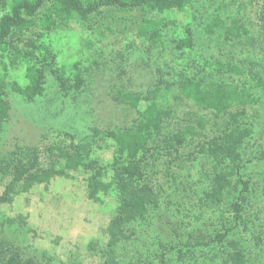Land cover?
I'll list each match as a JSON object with an SVG mask.
<instances>
[{
    "label": "rangeland",
    "instance_id": "obj_1",
    "mask_svg": "<svg viewBox=\"0 0 264 264\" xmlns=\"http://www.w3.org/2000/svg\"><path fill=\"white\" fill-rule=\"evenodd\" d=\"M13 1L0 0V16ZM29 75L40 83L30 95ZM0 103L8 257L264 264V0L104 9L53 32L25 30L0 50ZM148 114L178 159L138 168L133 187L154 199L129 215L115 175L126 155L114 135ZM217 172L231 173L219 200Z\"/></svg>",
    "mask_w": 264,
    "mask_h": 264
},
{
    "label": "trees",
    "instance_id": "obj_2",
    "mask_svg": "<svg viewBox=\"0 0 264 264\" xmlns=\"http://www.w3.org/2000/svg\"><path fill=\"white\" fill-rule=\"evenodd\" d=\"M187 1L188 0H14L9 5L10 12L0 16V50L7 48L12 36H17L18 33L20 34V32L29 30L33 27H38L42 32H53L67 27L72 20L86 22L93 16L102 14L104 9H111L117 12H130L138 9L155 12L170 9L178 4H185ZM28 41L30 42L27 44L28 46L35 43L30 38ZM23 54H25V52ZM30 76L31 75H29V77ZM30 79L32 84L26 90V94L28 95L34 92L40 84L37 82L36 77L31 76ZM185 97H188L187 94ZM194 97V100H198ZM201 104H206L204 106L209 105L203 101V98H200V101H198V105ZM4 112L5 109H0V118L5 116ZM151 114H154L153 110ZM154 121L149 117V114L144 117L141 116L132 127L123 129L119 134L114 135V137L120 136V150L122 154L126 155L125 159H123L125 163H120L119 167L115 169V175L121 192L123 202L122 209L129 215L130 213L141 212L143 206L152 203L154 199L150 190L148 191L144 188L136 189L133 187L132 180H135V175H139L138 168L154 169L157 164L162 163V159L163 165L168 167L172 161L178 159V157L172 156L177 152L176 149H173V143L170 140L163 141V139L157 138V125L154 124ZM217 145L218 144L210 145L208 154L212 159L217 158L216 156L218 153L213 149ZM139 154L140 157L138 161H135V157ZM165 158L170 159L166 160ZM224 158L225 155H223L222 159ZM126 163L127 166L124 168L123 164ZM219 172H221V170ZM219 172L216 173L213 184L215 187L213 192L214 196L215 193H217V200H219L221 196L220 192H222L224 181L231 175V173H222L220 175ZM221 217L223 218V215H221ZM223 235L217 233L215 235V241H222L221 238H223ZM17 257V254L8 257V252L0 248V264H24L18 260Z\"/></svg>",
    "mask_w": 264,
    "mask_h": 264
}]
</instances>
